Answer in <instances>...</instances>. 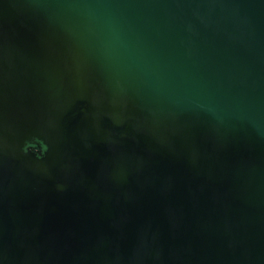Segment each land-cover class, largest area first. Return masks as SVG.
<instances>
[{
    "label": "water",
    "instance_id": "water-1",
    "mask_svg": "<svg viewBox=\"0 0 264 264\" xmlns=\"http://www.w3.org/2000/svg\"><path fill=\"white\" fill-rule=\"evenodd\" d=\"M0 264H264V0H0Z\"/></svg>",
    "mask_w": 264,
    "mask_h": 264
}]
</instances>
